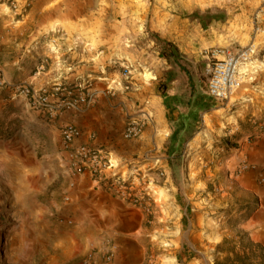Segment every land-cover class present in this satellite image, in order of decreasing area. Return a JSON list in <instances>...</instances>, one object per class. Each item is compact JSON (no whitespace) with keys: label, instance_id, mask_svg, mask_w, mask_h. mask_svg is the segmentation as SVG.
Listing matches in <instances>:
<instances>
[{"label":"rangeland","instance_id":"1","mask_svg":"<svg viewBox=\"0 0 264 264\" xmlns=\"http://www.w3.org/2000/svg\"><path fill=\"white\" fill-rule=\"evenodd\" d=\"M202 4L193 9L189 0H0L3 69L15 58L13 45L19 34L2 17L45 8L92 10L99 13L101 22H106L108 15L116 22L125 20L127 27L138 28L141 47L153 43L157 51L158 42L167 41L164 32L170 34L173 26H179V43L175 45L186 58L185 65L190 64V69L195 68L206 78L214 62L210 52L238 51L255 45V65L249 68L243 83L246 88L240 93L241 97L252 98L250 104L240 105L239 94L228 106L216 103L201 115L177 160L169 162L166 141V170L158 162L146 172L140 171L137 187L111 186L126 204L144 210L143 235L148 238H144V257L138 264H217L243 235L246 241L264 247L248 225L255 206L238 181L246 168L227 166L228 157L241 150L243 135H229L230 130L222 126L224 116L238 109L245 110L243 120L264 121L263 113L256 109L258 105L264 112V99L255 95L264 96V0H202ZM199 10L206 16L211 12L214 19L199 22L193 15ZM155 28L162 32L153 31ZM5 78L9 83H19ZM28 113L19 96L0 86V264H68L73 252H68L70 243L66 239L74 237L84 250L98 231L81 225L83 212L74 202L75 185L67 174L59 144ZM16 118L18 123L13 122ZM165 118L170 128L169 142L172 130L166 111ZM15 128L19 131L11 137ZM163 189H169V198L162 214L155 196ZM225 240L232 242L219 248ZM108 254L114 255L107 253L104 261ZM91 256H85L81 264H90Z\"/></svg>","mask_w":264,"mask_h":264},{"label":"crops","instance_id":"2","mask_svg":"<svg viewBox=\"0 0 264 264\" xmlns=\"http://www.w3.org/2000/svg\"><path fill=\"white\" fill-rule=\"evenodd\" d=\"M189 1L193 9L203 6L202 0ZM2 18L9 28L19 34L13 45L15 58L2 68L11 81L27 82L36 89L58 83H93L95 100L91 106L67 112L51 121L33 110L26 99L19 97L26 103L32 120L42 123V127L59 144L67 174L75 185L72 193L74 202L79 212H83L81 225L97 228L98 231L97 237L87 241L84 250L74 237L66 239L70 243L68 252H73L68 264H81L85 256L91 255L90 264H102L109 252L115 255L113 264H138L144 257V238H148L143 235L144 210L126 204L116 196L110 183L113 170L101 176L88 171L75 175L68 154L62 149L61 129L67 125L79 128L82 136L74 145L86 144L108 151L119 166L118 174L132 180L136 187L139 182L133 175L137 171L146 172L158 162L166 170L164 145L170 128L157 88L164 65L157 48L153 43L141 47L137 42L140 40L138 28L127 27V21L116 22L115 17L108 15L104 18L107 21L101 22L98 12L82 8L65 11L45 8L26 12L22 16L9 14ZM153 31L162 32L156 28ZM171 31L170 34L164 32L167 36L163 37L178 45L179 26H173ZM125 69L129 73V89L126 91L119 85L125 80ZM244 88L243 85L238 92L240 105L252 101V98L240 96ZM170 94L173 95L174 91ZM255 95L264 99L263 94ZM256 109L264 115L258 105ZM137 113H146L153 118L140 138L127 140L124 132L128 117ZM244 114V109H238L226 114L222 121V126L230 130L229 135H243L241 150L228 157L227 166L231 169L239 166L246 168L238 181L252 196L255 206L248 225L257 240L264 242V121L258 123L250 118L248 121L253 122L248 125V121L243 120ZM16 120L13 122L18 123ZM18 131L19 128H15L11 137ZM145 158L152 163H145ZM167 191L169 189L157 191L155 196L157 208L162 214L168 205Z\"/></svg>","mask_w":264,"mask_h":264},{"label":"built area","instance_id":"3","mask_svg":"<svg viewBox=\"0 0 264 264\" xmlns=\"http://www.w3.org/2000/svg\"><path fill=\"white\" fill-rule=\"evenodd\" d=\"M209 56L214 62L208 71L210 77L208 96L215 103L228 106L242 89L244 80L248 77L249 68L255 65L256 47L252 44L238 51L216 50L210 52ZM123 75L125 80L119 85L126 91L129 89L127 85L129 73L126 69ZM0 86L10 90L15 97L26 99L33 110L49 121L56 120L67 112L89 107L95 100L93 83L90 81H80L75 84L58 83L51 87L36 89L27 82H7L2 68H0ZM150 119L151 116L146 113L129 116L124 138L127 140L140 138ZM81 136V130L73 125H67L61 129L62 145L68 154L73 173L82 175L88 171L95 176H101L113 170L110 182L112 187L118 185L119 188L126 189L125 186L128 185L133 189V183H131L133 181L124 179L118 174L119 166L108 151L86 144L74 145ZM133 176L139 180L140 171ZM113 256L108 254L103 264H112Z\"/></svg>","mask_w":264,"mask_h":264},{"label":"trees","instance_id":"4","mask_svg":"<svg viewBox=\"0 0 264 264\" xmlns=\"http://www.w3.org/2000/svg\"><path fill=\"white\" fill-rule=\"evenodd\" d=\"M208 16L201 10L195 12L194 18L201 23H209L214 18L211 12ZM159 57L166 63L162 76L159 78L157 88L163 100L167 118L171 124L172 134L168 143L167 156L169 162L177 160L185 142L197 128L201 115L213 109L216 103L208 96V83L206 78L190 64L185 65L186 58L179 48L169 41L158 42ZM206 81V83H203ZM170 91H174L171 95ZM178 154V155H177ZM176 155V156H174ZM243 235L237 241V246L217 264H264V247L245 240ZM225 240L219 248L231 244Z\"/></svg>","mask_w":264,"mask_h":264}]
</instances>
